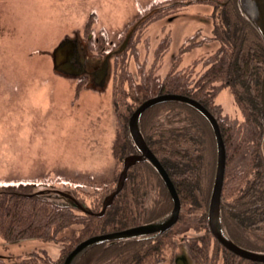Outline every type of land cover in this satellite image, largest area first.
Returning <instances> with one entry per match:
<instances>
[{"label":"rangeland","instance_id":"1","mask_svg":"<svg viewBox=\"0 0 264 264\" xmlns=\"http://www.w3.org/2000/svg\"><path fill=\"white\" fill-rule=\"evenodd\" d=\"M166 1L0 0V182L28 180L34 183L31 192H70L91 211H100L101 206L98 211L94 206L105 190L95 194L94 187H106L117 166L112 152L119 126L115 94L136 93L147 86L156 89L167 75L175 78L173 71L187 83L197 78L218 48L213 39L217 17L231 9L226 0ZM239 3L247 15L246 0ZM102 33L107 41L97 49ZM128 33L123 50L115 52ZM75 36L97 62L112 54L104 88L86 77L54 71L53 49L65 37ZM192 42L196 45L180 52ZM213 85L214 100L229 124H241L228 86ZM4 208L0 197V221ZM79 230L80 225L67 230L62 235L66 243H8L0 235V264L57 259L72 241V232L78 235ZM165 251L171 262L174 252L166 247ZM175 255L188 261L182 245Z\"/></svg>","mask_w":264,"mask_h":264},{"label":"trees","instance_id":"2","mask_svg":"<svg viewBox=\"0 0 264 264\" xmlns=\"http://www.w3.org/2000/svg\"><path fill=\"white\" fill-rule=\"evenodd\" d=\"M225 2L231 9L220 11L217 17L213 39L218 41V48L203 73L187 83L184 78H177L173 71L171 74L175 78L167 75L156 89L147 86L136 93L118 91L115 94L114 109L119 126L112 152L117 166L105 189L94 187L95 194L105 190L94 211H98L103 198L115 189L124 157L138 152L128 131V120L135 108L152 96L186 95L201 103L215 117L223 139L225 170L220 194L223 229L238 246L264 253V123L260 100L264 40L255 23L241 9L239 0ZM100 37L95 45L97 49L107 41L103 33ZM91 42L95 43L93 39ZM195 45L192 42L180 52ZM214 82L230 89L241 115V124L232 126L227 121L221 105L214 100L217 93L212 87ZM128 99L131 101L126 105ZM162 114L164 122L161 121ZM139 126L148 148L167 172L179 197L178 218L169 230L187 234L201 232L203 242L210 244L213 241L214 249H223L222 264H263L223 248L211 235L207 211L216 168V145L208 121L186 104L162 102L141 114ZM31 190L35 191L34 183L28 180L0 182V197L5 205L0 235L4 241L19 243L37 239L66 243L68 239L62 235L80 225L78 235L72 232V241L60 257L47 256L34 264H62L66 255L82 240L152 222L165 216L173 206L164 182L147 160L128 168L122 189L102 216L82 213L57 194H36ZM152 193L153 202L148 206L147 200ZM141 237L97 244L84 252L76 264H133L135 261L139 264L143 255L148 254L145 246L140 245Z\"/></svg>","mask_w":264,"mask_h":264},{"label":"water","instance_id":"3","mask_svg":"<svg viewBox=\"0 0 264 264\" xmlns=\"http://www.w3.org/2000/svg\"><path fill=\"white\" fill-rule=\"evenodd\" d=\"M240 1L242 2V0ZM246 2L248 5V7H246V13L255 23L262 38L264 39V0H246ZM129 37L130 33L126 35L125 40L115 52L123 50ZM111 56L112 54L108 53L98 62L96 61L97 59L93 60L87 55L86 49L81 47L76 36L65 37L62 39L51 53L53 69L56 73L74 78L86 75L89 81L99 89L105 87L107 78L109 77V59ZM260 100L262 119L264 123V69L260 86ZM162 102H179L194 108L208 121L212 128L216 145V168L207 211V222L212 235L220 244L232 253L251 261L264 262V253L250 251L238 246L231 240L223 229L220 218V194L225 167V147L215 117L206 107L191 97L175 93H166L144 100L129 117L128 130L138 153H132L124 157L122 170L119 173L115 189L104 198L99 212L91 211L83 203L78 202L70 192L44 189L36 191V194L54 193L63 197L68 204H70V206L82 211L85 214L102 216L105 209L113 201L115 195L122 189L123 183L127 177L128 168L137 162L147 160L154 167L164 182L172 199V209L165 216L152 222L119 231L91 236L79 242L67 254L62 264H76L77 260L84 252L97 244L145 236L155 232H163L169 229L177 221L180 209L179 197L177 196L176 190L169 179L167 172L153 152L148 148L139 126L141 114L149 107Z\"/></svg>","mask_w":264,"mask_h":264},{"label":"flooded vegetation","instance_id":"4","mask_svg":"<svg viewBox=\"0 0 264 264\" xmlns=\"http://www.w3.org/2000/svg\"><path fill=\"white\" fill-rule=\"evenodd\" d=\"M172 1L174 0H167L166 2L172 3ZM169 229L163 232L148 234L140 238L142 239L140 241L142 244L140 245L145 246L144 248H146L145 250H148V254L143 255L141 259L142 261L139 264H222V253H224L223 249L221 247L214 249V247H211L209 243L206 244L203 242L200 239V236L202 235L201 232L195 231L187 234V232L180 233ZM212 237L216 239L213 235ZM147 244L149 245L147 246ZM181 245L186 248L188 261L175 255ZM220 245L225 248L222 244ZM165 247L174 252L171 262H169L163 254L166 252ZM199 248H201V250L204 249L206 252L203 251L204 253L200 255L201 250H199ZM257 263L264 264V262Z\"/></svg>","mask_w":264,"mask_h":264},{"label":"bare ground","instance_id":"5","mask_svg":"<svg viewBox=\"0 0 264 264\" xmlns=\"http://www.w3.org/2000/svg\"><path fill=\"white\" fill-rule=\"evenodd\" d=\"M247 5V4H246ZM247 7H248V5H247ZM252 11V10H251Z\"/></svg>","mask_w":264,"mask_h":264}]
</instances>
